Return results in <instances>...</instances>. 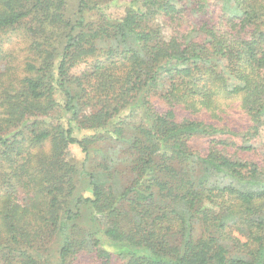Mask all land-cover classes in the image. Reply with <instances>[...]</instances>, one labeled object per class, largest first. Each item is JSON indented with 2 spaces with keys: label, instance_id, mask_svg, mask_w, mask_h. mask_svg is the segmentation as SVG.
Instances as JSON below:
<instances>
[{
  "label": "trees",
  "instance_id": "trees-1",
  "mask_svg": "<svg viewBox=\"0 0 264 264\" xmlns=\"http://www.w3.org/2000/svg\"><path fill=\"white\" fill-rule=\"evenodd\" d=\"M262 131L264 0H0V264H264Z\"/></svg>",
  "mask_w": 264,
  "mask_h": 264
},
{
  "label": "rangeland",
  "instance_id": "rangeland-1",
  "mask_svg": "<svg viewBox=\"0 0 264 264\" xmlns=\"http://www.w3.org/2000/svg\"><path fill=\"white\" fill-rule=\"evenodd\" d=\"M75 1V0H74ZM105 12L112 17H120L124 13V5H109L106 6ZM162 30L163 35L168 39L170 36V29L165 21L164 18H158L156 22ZM155 106L159 109H162V103L160 100L155 99ZM228 113L225 114V121H223L220 125H229L233 130L236 132L239 131L240 129L247 127L249 125V120L247 117L242 114L241 110L238 108L236 105H231L228 107ZM76 136L79 138H82L85 135L90 134V131L88 130H77L76 131ZM235 139H237L235 137ZM209 138H202V137H195L191 141V145L193 146L194 150L197 151H206L207 145L209 142ZM254 149L253 151L248 152V154L257 162L262 164L264 167V131H262L260 137H258L256 140H254ZM69 156L70 158L76 160V161H81L84 158V153L82 152L81 148L73 144L70 146L69 150ZM80 259H82V262L85 264H93L94 262V255L90 253H86L84 256H82ZM3 264V263H1Z\"/></svg>",
  "mask_w": 264,
  "mask_h": 264
}]
</instances>
